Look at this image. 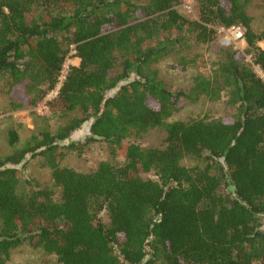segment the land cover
<instances>
[{
  "label": "trees",
  "instance_id": "16d2710c",
  "mask_svg": "<svg viewBox=\"0 0 264 264\" xmlns=\"http://www.w3.org/2000/svg\"><path fill=\"white\" fill-rule=\"evenodd\" d=\"M194 2L182 14L181 0H0L1 91L11 111L45 104L60 122L24 141L18 128L9 132L0 264L24 245L59 264H264V79L254 68L264 74V29L249 14L264 0ZM234 26L246 48L219 50L211 76L198 74L189 91L171 90L154 67L183 54L172 69L187 71L188 50ZM72 45L78 63L47 100ZM202 97L226 98L234 112L170 122ZM156 129L167 134L164 147L131 141ZM100 142L110 159L96 170L63 166ZM39 157L59 198L25 174ZM188 157L204 167L183 166Z\"/></svg>",
  "mask_w": 264,
  "mask_h": 264
},
{
  "label": "rangeland",
  "instance_id": "374dc122",
  "mask_svg": "<svg viewBox=\"0 0 264 264\" xmlns=\"http://www.w3.org/2000/svg\"><path fill=\"white\" fill-rule=\"evenodd\" d=\"M193 3L194 0H181L178 10L182 14L186 12V5ZM196 10V7H195ZM249 14L254 19V29L261 32L264 29V7L250 6ZM190 17V16H189ZM193 19L195 16H191ZM264 48V43L261 44ZM223 47L219 39L212 46H194L186 55L189 66L187 71L179 72L173 70L184 57L183 54H172L159 62L154 67L159 71L161 78L166 82L168 87L174 92L189 91L193 84V79L198 74L211 76L215 65L220 61L217 54ZM233 49V48H230ZM185 55V56H186ZM186 58V57H185ZM252 65L253 60L248 58ZM78 63V62H77ZM256 72L264 79L261 69L254 66ZM227 99L224 98L219 102H211L206 97H202L197 103L187 102L181 112L177 113L170 122L186 121L190 118H207L220 119L226 115H231L234 110L226 105ZM59 120L52 116L45 104L38 108H24L18 111H11V103L8 96L4 95L0 88V158L11 153L9 145V132L12 129H19L22 140H26L33 135H40L42 132H55L59 126ZM87 136L85 130L75 134L72 138L74 141L83 140ZM167 134L162 129H156L148 133L134 135L131 141L140 143L146 148H161L165 146ZM110 159V152L106 144L95 143L86 149L83 155L70 153L63 162L64 167L73 168L79 172L87 173L97 169L99 164ZM187 168L204 167L202 160L188 157L182 162ZM25 174L44 186L54 190L56 197H60V189L56 188L52 180L51 170L44 165L43 158L29 160ZM105 218V216H103ZM8 264H59L55 256L47 254L42 249H33L24 245L19 249L12 251Z\"/></svg>",
  "mask_w": 264,
  "mask_h": 264
},
{
  "label": "built area",
  "instance_id": "2783aa9c",
  "mask_svg": "<svg viewBox=\"0 0 264 264\" xmlns=\"http://www.w3.org/2000/svg\"><path fill=\"white\" fill-rule=\"evenodd\" d=\"M186 12L188 14H192L193 8L192 3H188L186 5ZM218 35L223 47L226 48H233L234 50L243 51L247 44H246V32L241 26H234L232 28H218ZM77 56V49L74 45L70 46V52L66 59V63L64 68L61 72L58 87L53 91L47 98V100H52L57 97L64 81L66 80L70 67L76 65L78 60Z\"/></svg>",
  "mask_w": 264,
  "mask_h": 264
}]
</instances>
